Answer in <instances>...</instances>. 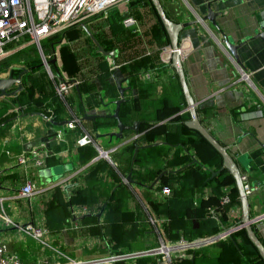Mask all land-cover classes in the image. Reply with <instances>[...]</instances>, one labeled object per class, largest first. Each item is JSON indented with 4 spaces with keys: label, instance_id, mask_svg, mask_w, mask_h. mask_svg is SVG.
I'll return each mask as SVG.
<instances>
[{
    "label": "crops",
    "instance_id": "obj_1",
    "mask_svg": "<svg viewBox=\"0 0 264 264\" xmlns=\"http://www.w3.org/2000/svg\"><path fill=\"white\" fill-rule=\"evenodd\" d=\"M161 2L168 18L172 22L177 24L198 22L197 25L183 29L179 36V47L182 50L181 58L187 87L193 100L198 103L197 113L202 126L221 145L229 148V153L237 162L241 175L248 176L253 186H260V190L249 197V203L250 217L255 221L254 230L264 245V41L257 37L264 33L262 29V25H264V0H163ZM209 6L213 12L220 14L215 19L216 27L210 22H202V18L208 14ZM125 12L129 14V10ZM150 24H153V22H150ZM95 26L97 24L92 27ZM140 28L141 34L139 36L143 34L145 29L141 25ZM88 30L95 37L98 27ZM83 31L85 33L84 37L73 45L76 50L75 53L79 55L88 49L85 41L90 39L85 29ZM226 40L237 46L236 53L241 66L237 64L235 58L227 49ZM92 44L95 46L93 41ZM55 47V45L52 46L51 52ZM145 49L150 54L159 51L161 48L152 46L145 47ZM105 52H114L115 58L117 57L115 51ZM86 55L90 54L87 53ZM38 56L41 59L39 52ZM85 56L84 58H89V56ZM106 58L109 64L111 62L112 64H117L115 58ZM82 59L80 58L78 62L79 64L84 63L86 67L83 66L82 75L77 77L80 80L84 79L87 74H92V72H89L90 69L92 71L96 69L94 60ZM12 67L24 68V64L13 65ZM117 67L118 69L113 75L116 74L120 81L128 80L123 85V88L128 89L125 97L129 95L137 98L139 89H144L149 91L152 99L155 100H159L163 96H171L175 99L177 79L179 78L173 67L172 56L169 54L161 55L154 68L141 71L133 76L132 80L128 76L121 74L119 71L120 65H117ZM242 69L248 75L247 79L243 77ZM113 75L110 82L116 86ZM7 76L8 74L6 76L0 75V78ZM66 76L69 77L67 74ZM80 87V84L75 87L64 104V109L60 116L61 122H72L74 118H82L76 129L70 130L67 126L57 128L45 121L40 115L25 116L21 113L8 119L3 124L0 123V199H5L9 210L12 209V206L14 207L12 211H7L3 205L2 210L11 220L20 216L23 219L22 225L13 220L19 226L32 224L46 227L44 208L45 204L50 200L54 189L61 184H66L68 185L66 190L70 193L73 189L72 186H83L82 178L78 177L82 176L81 174L87 166L80 167L77 162V141L82 136L85 134L90 135L94 141L93 146L97 150L108 152L111 156L108 162L117 170H119V166L121 168L126 167V156L122 154H124L123 151L127 145L133 144L135 156L131 162L130 173L126 175L123 182L128 184L131 190V195L126 201L127 208L140 213L145 228L144 234L133 244V248L137 245L141 246L143 251L156 248L163 237L167 239L164 233L165 219L156 216L153 211V206L156 203L163 202L159 194L162 187L161 183L159 182L154 189H151V187L148 189L135 183V180V182L132 180L133 184H129L127 177L132 175L133 169L136 171L140 170V168L134 166V158L137 155L136 145L139 147L151 145L145 143L139 145L138 140L141 136L147 131L155 135L158 131L170 125L166 124L167 122L186 117L188 113L186 111L187 107L185 108L181 102L175 100L177 109L161 111L160 122L141 121L139 117H133L127 126H132L136 121L141 122V134L136 138L133 132L128 131L124 133L123 140H118L107 136L118 132L117 121H115L116 124L102 126L95 131L92 129V123L97 119L109 115L113 116L116 109L115 102L120 99L118 89L115 98L104 97L99 108L81 113L82 104L84 103L83 97L86 95L83 96V92H80ZM16 89L17 87L13 90ZM9 99L0 97V100ZM69 100L71 101L70 104L68 103ZM256 106L261 109L255 108ZM249 109L251 111H247ZM233 110H236V112L233 113ZM15 111H17V107L10 109L7 114ZM2 113L0 111V115ZM85 116H96L97 119L94 121H83ZM78 126L82 130L81 135L77 131ZM187 129L193 131L188 127ZM60 131H63L64 134L61 139H58L57 134ZM48 137H50L48 142L52 145V149L59 147V153L56 155L59 161V166H57L59 169L57 172L58 180L56 182L53 181L52 173L48 177L41 175L42 171L47 169V166L44 169H36L33 167V160L30 158L26 165L18 163L21 155L25 154L28 157L31 151L38 150L39 154L43 155L42 145L47 149L45 142ZM133 138L137 140L129 143ZM156 143L159 142L157 141ZM122 157L123 159H121ZM96 161L98 160L95 159L93 162ZM52 169L54 168L50 170ZM145 170L142 169V172H145ZM28 181L36 185L39 194L30 200H23L19 198V191ZM210 190V188H205L199 191L194 197V204L196 206H206L208 204L209 210L215 215L216 219L218 221L219 219L221 220L220 233L226 229L241 227L239 224L242 220V206L227 208L226 206H221V201L217 205H211ZM225 191L229 193L231 189L226 188ZM149 194L152 195L153 201L151 203L146 198ZM17 209L22 212L18 214ZM148 211L152 215L146 216ZM148 219L150 220L149 222ZM79 221L80 219L75 221V227L79 226L78 230H66L59 236L49 234L50 238L48 240L52 248L61 250L72 259L84 261L110 256L111 252L105 240L91 236L89 232L81 227ZM16 230L6 228L5 224L0 226V244H5L9 248H11L12 244L15 245L14 250H10L17 253L26 264H38L37 261L31 262L30 259L24 257L19 250H23L22 246L26 242L34 246L39 245L21 231L24 237L22 235L18 240H14L13 237H10V233ZM39 247L40 253L38 256L42 257V255L50 253L52 257H47L44 260L49 259L52 262L54 260V252L50 248ZM214 247L206 248L211 256L219 254V249ZM129 252L132 253L133 251ZM154 260L150 259V264ZM141 263L142 260L134 262V264Z\"/></svg>",
    "mask_w": 264,
    "mask_h": 264
},
{
    "label": "trees",
    "instance_id": "obj_2",
    "mask_svg": "<svg viewBox=\"0 0 264 264\" xmlns=\"http://www.w3.org/2000/svg\"><path fill=\"white\" fill-rule=\"evenodd\" d=\"M129 16L135 18L145 28L141 36L126 29L122 24L124 15L115 11L108 18L106 27H98L95 37L105 51L116 52L115 61L116 65H120L119 71L132 80V77L141 71L154 68L161 57L159 51L148 54L145 47L164 48L171 44L150 0L131 1ZM106 28L108 29L105 30ZM84 34L82 28H74L49 39L42 47L44 46L46 54H49L52 46L62 42H79ZM85 42L88 49L83 54L75 53L73 46H65L59 51V61L66 74L73 79L82 75L81 71L85 64H79L80 58L94 60L96 63V69L93 71L90 69L89 72L92 74H87L90 76L86 75L80 83V92H83V96L86 95L83 97L81 113L99 108L104 97L115 98L117 95L116 86L110 82L114 71H111L107 58L98 52L90 39H86ZM33 48L35 50L33 54H38L36 47ZM87 53L90 55H86ZM23 64L24 68L29 70L22 79L23 90L17 97L0 100V111L3 112L0 115V123L3 124L20 113L25 116L45 115L56 122H61L60 116L65 102L58 97L55 82L49 78L41 59L37 58ZM11 68L13 67L7 68L6 72L9 73ZM14 76H19V73H14ZM174 97L175 99L163 96L155 100L149 91L139 89L137 98L126 96L119 113L120 120L125 125H128L133 117H139L141 121L160 122L161 111L177 109L175 100L186 108L179 79ZM15 107L17 111L7 114ZM235 112L236 110H233V113ZM190 119L188 112L184 118L167 122L166 124L170 125L155 135L150 131L145 132L138 140L139 145L144 143L153 145L157 141L166 145L142 148L137 151L134 158V166L140 168L139 171L135 169L132 171V180H135V183L149 189L159 176L165 174L160 181L161 186L167 185L172 189L169 198L153 206L155 215L166 220L164 233L171 242H179L181 239L190 242L220 234L221 220L216 219L208 204L206 206L194 204V197L199 191L211 189V205H217L228 196L230 203L227 208L241 207L235 179L228 171L211 179L212 171L222 168V158L199 133L187 129L185 122ZM115 121L111 115L97 119L92 123V129L95 131L99 127L116 124ZM77 131L79 135L82 134L79 126ZM49 138L45 142L47 169L59 166L56 156L59 147L52 149L48 142ZM123 152L127 165L125 168L119 166L117 170L105 159L93 162L99 156L93 144L78 147L77 162L80 167L87 166L82 176L78 177L82 178L83 186H72L70 193L61 186L54 189L44 208L46 229L50 235L59 236L64 231L71 230L74 221L72 209L84 206L88 207L91 213L79 221L81 227L91 236L103 238L113 254L122 255L132 250L133 244L144 234L145 228L140 213L127 208L126 201L131 195V190L130 186L123 182L131 170V162L135 156L134 145H127ZM195 159L199 164H193ZM142 169H146L145 172H142ZM226 188L231 191L226 193L224 191ZM101 211L103 216L99 220L97 214ZM214 248L219 249L217 256L209 255L208 249L205 248L189 252L188 258L175 260L173 264H264L244 230L233 234L227 241L217 243ZM141 264H150V260L144 259Z\"/></svg>",
    "mask_w": 264,
    "mask_h": 264
},
{
    "label": "built area",
    "instance_id": "obj_3",
    "mask_svg": "<svg viewBox=\"0 0 264 264\" xmlns=\"http://www.w3.org/2000/svg\"><path fill=\"white\" fill-rule=\"evenodd\" d=\"M131 1L133 0H0V59L11 53L27 50L35 46L39 52L45 71L49 78L55 82L58 97L66 103L75 87L79 86L81 83V80L80 78L72 79L66 76L58 60L59 47H55L52 54L46 55L42 47L43 43L47 42V40L52 36L54 37L56 34L61 35L74 28L90 29L91 25L95 23L98 18L107 16L108 12L114 7L125 2L130 3ZM123 15V26L140 35L141 28L139 22L135 18L129 16L128 13ZM64 43L65 46L74 45V43ZM159 52L160 55H173L171 46L161 48ZM179 54L182 56L181 48ZM55 58L57 62L54 64L55 66H53L50 62ZM110 64L111 71H117V65L112 64V62ZM241 72L243 73V77L247 79L248 75L243 70H241ZM81 121L82 118H74L72 122L68 123L67 128L70 130L76 129L77 124L81 123ZM63 134V131H60L57 134L58 139H61ZM136 140V138H133L129 143ZM90 144H94V141L88 134H85L77 141V147H84ZM41 150L43 155L39 154L40 152L38 150L29 152L28 157L25 154L21 155L18 159V163L20 165H26L30 158L33 160L34 168H46V147L42 145ZM103 152L104 151L99 150L100 155H102ZM241 180L245 194L248 197H251L260 190V186L255 187L250 183L248 176L242 175ZM60 186L66 188L68 185L61 184ZM225 192L228 193V191ZM37 194L39 193L36 185L28 181L20 189L19 198L30 200ZM159 194L164 201L172 195V189L164 185L161 187ZM4 203L5 199L1 198L0 204L2 208ZM229 203V197L225 196L220 204L221 206H227ZM90 213L88 207H74L72 209L74 218L72 229L78 230L79 226L75 227V221H78L81 217ZM0 221L5 224L6 228L19 230L39 246L50 248L54 252V260L52 262L46 259L38 264H127L130 260L136 261L144 258L155 259L152 264H173L175 260L188 258L189 252L215 246L221 241H227L233 234L242 230L240 228L226 229L216 236L205 237L190 242L184 239H181L179 242H171L162 235L163 239L156 248L142 252H126L122 255L111 253L107 258L84 261L72 259L61 250L52 248L49 244L48 239L50 235L46 227L32 224L19 226L6 215L4 210L0 212ZM164 221L166 222V220ZM0 264L26 263L17 253L12 252L7 245L0 244Z\"/></svg>",
    "mask_w": 264,
    "mask_h": 264
},
{
    "label": "water",
    "instance_id": "obj_4",
    "mask_svg": "<svg viewBox=\"0 0 264 264\" xmlns=\"http://www.w3.org/2000/svg\"><path fill=\"white\" fill-rule=\"evenodd\" d=\"M152 7L154 8L155 12L157 13L159 20L161 21L163 27L165 28L171 48L173 50V55H172V63L173 67L177 73V76L179 78V83L182 87L183 94L186 100L187 108L186 111L190 113L191 120L188 122H185V126L188 127L189 129L199 133L206 141L209 143V145L221 156L222 158V168L218 171H212V177L214 178L218 176L219 174L223 173L224 171H228L232 177L235 179L236 182V187L240 195V200H241V206H242V220L239 224L240 229L244 230L246 232V235L249 239V241L252 243V245L256 248V250L259 253V256L264 262V245L262 244L261 240L257 236L255 230H254V219L250 217V203H249V197L245 194L243 183L241 180V172L239 170L238 164L235 161V159L231 156L229 153V148L226 146L221 145L207 130L204 126H202L201 122L199 121L198 118V113H197V106L198 103L195 102L192 98V96L189 93L186 79H185V74H184V69H183V63H182V58L179 54V36L180 33L182 32L183 29L197 25L198 22H192V23H186V24H177L172 22L163 7V4L161 0H150ZM220 14L215 13L212 11L211 7H208V14L207 16L202 18V22H210L213 26H217L215 19L219 16ZM262 29L264 30V25H262ZM86 33L88 34L89 38L93 41L95 46L98 48V51L105 57H111L112 59L115 58V53L114 52H105V50L102 48V46L99 44V42L96 40V38L92 35V33L88 30L85 29ZM258 38L262 39L264 41V33L260 34L257 36ZM226 42V47L232 54V56L235 58V61L239 66H241L240 61L237 56V46H234L233 44L229 43L228 40ZM57 59L52 60L50 63L51 64H56ZM243 70V69H242ZM244 71V70H243ZM19 73L18 77L14 76V73ZM29 70L25 68H18V67H13L9 73L8 76L5 78H0V97L1 98H12V97H17L19 93L22 92L23 90V77L28 74ZM245 72V71H244ZM114 82L116 84V87L118 89L120 99L115 102L116 109L113 113L112 118L117 121V130L118 132L111 133L107 135L110 138H115L118 140H123L124 139V133L131 131L135 134L136 138L139 137L140 133V124L141 122H134L132 126H127L124 125L121 120H120V109L123 103L126 101V92L128 91L127 88H123V85L128 82V80H119L116 77V74L113 75ZM15 87H17L16 90H13ZM13 90V91H11ZM45 121H47L49 124L53 125L54 127L57 128H63L68 125L69 122L63 121V122H56L51 118L46 117L45 115H40ZM96 116H85L83 118V121H94L96 120ZM166 145V143L159 142L155 143L153 145H147L144 147H139L136 145V152L139 151L142 148H149L153 146H162ZM100 149H98L99 151ZM100 154V153H99ZM105 156L106 153H105ZM103 156L99 155L96 160L102 159ZM193 164H199V161L195 159L193 161ZM52 170L50 169H45L42 171L41 175L44 177L51 176ZM165 174H162L159 176L155 182L152 184L151 189H154V187L161 181ZM127 182L129 184H133L134 182L132 181V175H129L127 177ZM139 185V184H138ZM103 216V211H101L98 215L97 218L101 220ZM82 218H80L81 220Z\"/></svg>",
    "mask_w": 264,
    "mask_h": 264
},
{
    "label": "rangeland",
    "instance_id": "obj_5",
    "mask_svg": "<svg viewBox=\"0 0 264 264\" xmlns=\"http://www.w3.org/2000/svg\"><path fill=\"white\" fill-rule=\"evenodd\" d=\"M129 4L130 3L125 2V3L120 4L119 6L114 7L110 12H108L107 16L98 18L96 20V22L91 25V28H95V27L104 28V27H106L107 20H108V18L111 17V15L113 14V12L118 11L119 13L126 14L125 11L129 10ZM94 24H97V26L92 27V26H94ZM56 35H58V34H56ZM56 35H54V37ZM51 38H53V36ZM55 46L56 47H59V51H60L61 49H63L65 47V43L62 42V43L56 44ZM43 48H45V47L43 46ZM44 51H45V49H44ZM22 52H24V53H22ZM34 52H35L34 48L33 47H30L28 50H22V51H18L16 53H11L10 55H8L6 57L1 58L0 59V75H5L6 76L8 74V72H6V69L9 68L10 66L12 67L13 65L15 66V65H18V64H23L24 61L25 62H28V60H36L37 58H39L38 57V54H35V55L33 54ZM46 52L47 51H45V54H46ZM51 54H52V52H51ZM46 55H48V54H46ZM105 153H106L107 156H105ZM102 156H103L102 159H105L107 161H110L111 156H110V154L108 152L104 151L103 154H102ZM121 159H123V157ZM58 170L59 169L57 167L54 168V169H52V175H53V181L54 182H56L58 180V174H57ZM146 198L148 199V202L149 203H151L153 201L152 200V195H150V194L148 196H146ZM17 204H19V203L17 202ZM7 205H8V203L5 202L4 203V207H5V209L7 211H12L14 209V207L12 206V209L9 210V208H8ZM17 211H18V214L20 212H22L21 210H18V209H17ZM0 212H2L1 204H0ZM147 213H149V214H147ZM147 215L149 216V215H152V214H151L150 211H148V212H146V216ZM13 220L16 223H19V224L23 223V219L20 216H18L17 219L13 218ZM149 221L150 220L148 219V222ZM0 226H4V224H3L2 221H0ZM22 235L23 234L20 231H17V230L16 231H12L10 233V237H13L14 240H18L19 237L22 236ZM23 237H24V235H23ZM14 247H15V245L12 244L11 245V248H9V249L14 250ZM22 247H23V250H19V251L23 254L24 257H27L28 259H30L31 262H36L37 261L39 263L41 260H44L47 257H49V258L52 257V255L50 253H46V254L42 255V257H39L38 255L40 253V251H39L40 250V247L39 246H34L31 243H29V242H26L25 245L22 246ZM132 251L133 252H138V251H143V249L141 248V246H138L137 245L136 247H134L132 249ZM33 259H35V260L33 261ZM144 259H149V258H144ZM144 259H141V260H144ZM141 260H136V262H139ZM134 262L135 261H132V260L128 261V263H130V264H134Z\"/></svg>",
    "mask_w": 264,
    "mask_h": 264
}]
</instances>
